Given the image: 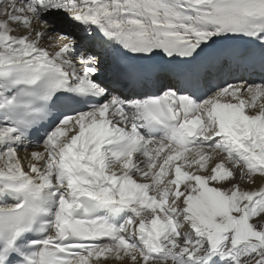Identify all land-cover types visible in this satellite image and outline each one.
I'll return each instance as SVG.
<instances>
[{
	"label": "snow or ice",
	"instance_id": "obj_1",
	"mask_svg": "<svg viewBox=\"0 0 264 264\" xmlns=\"http://www.w3.org/2000/svg\"><path fill=\"white\" fill-rule=\"evenodd\" d=\"M0 264H264V0H0Z\"/></svg>",
	"mask_w": 264,
	"mask_h": 264
}]
</instances>
